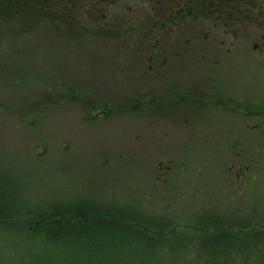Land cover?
<instances>
[{"label":"rangeland","instance_id":"rangeland-1","mask_svg":"<svg viewBox=\"0 0 264 264\" xmlns=\"http://www.w3.org/2000/svg\"><path fill=\"white\" fill-rule=\"evenodd\" d=\"M135 4L102 10L90 0L67 26L33 19L32 10L0 14V264H264L255 255L231 261L227 249L236 245L183 226L209 204L264 207V99L246 104L252 121L167 104L139 110L134 93L154 84L121 69L146 66L142 57L130 65L131 42L142 38L105 33ZM238 32L233 44L197 41L191 36L222 32L191 22L175 36L188 38L191 68L213 57L229 68L257 65L263 51L251 47L261 46L263 24L245 21ZM250 72L242 83L264 89V75ZM100 111L105 119L90 120ZM182 114L189 128L171 122ZM177 126L223 137L190 138L174 134Z\"/></svg>","mask_w":264,"mask_h":264},{"label":"flooded vegetation","instance_id":"flooded-vegetation-1","mask_svg":"<svg viewBox=\"0 0 264 264\" xmlns=\"http://www.w3.org/2000/svg\"><path fill=\"white\" fill-rule=\"evenodd\" d=\"M18 1L11 0L7 8L15 11L21 8L31 10L29 4L26 7V2L19 3ZM76 1L64 0L65 3H62V0H41L40 3L48 13L62 15L63 11H73V8L77 7ZM94 1L97 6H102V10L114 7L125 8L127 2L136 1L134 6L136 11L132 10L129 13L130 16L126 17L125 22L122 24L105 26V33L106 36L121 38L127 42L128 40H126L127 38L122 34V31L132 33L137 38H142L139 43L136 41L131 42V49L135 48L139 53L132 52L130 65L137 63L142 57L146 62V66L136 69V66L133 69H121V72L125 71L130 74L135 70L138 72L137 74L141 75V78L150 76L152 84H154L149 91L139 89L136 95V92L134 93L136 100L143 103L137 104L139 110H144V105L154 106L156 104L159 106L167 104L168 106H179L183 112H187L186 108H195L196 110L206 108L207 115H211L212 111L219 110L247 116L248 121L257 119L254 117L257 116L255 112L250 110V106H246V104H259L258 100L264 99V89L261 86L253 85L252 82L244 84L242 79L245 74L250 75V71L255 72V70L264 75V34L256 39L261 45L259 49L255 44L251 47L253 52L256 51L255 54L263 51V54L259 57L261 62L257 63L258 66L245 61L242 66L235 65L232 68L227 66V62L223 58H221L222 61H219L215 57L212 58V63L207 67L191 68L189 65L194 64L195 53H191L190 47H188L189 40L181 36L176 38L177 35L175 36V34L178 33L180 27H183L187 33L191 22L200 26L208 24L209 26L219 27L222 33L219 36L206 34L199 36L195 34L191 37L197 41H199L197 37L203 39V41L208 40L210 37H220L222 38L221 42L228 40L233 44L238 42L241 37L238 30L239 26L244 25L245 21H254L264 26V0ZM100 17L101 21H106L107 16L105 14H101ZM195 17H198V19H195ZM70 20L71 18L65 21L57 19V23L67 26L71 24ZM163 42H166V47ZM119 44L122 49L126 48L122 42ZM224 52L232 56L238 54H233L230 50ZM231 80L235 83L233 87L231 86ZM239 108H245L247 111L244 112ZM186 114L177 116L171 122L189 128ZM258 114L257 117L264 120V112ZM214 118L216 117L211 116L209 119L213 120ZM100 119H105L101 111L90 118V120ZM233 119L235 120V118ZM179 127L175 128L174 134L188 135L190 138H195L200 134L210 133L213 137L217 135L223 137V134L219 131L218 133H212L206 130L208 133H201L195 129L194 131L182 132ZM245 127L249 128V125L246 124ZM231 135L237 138V134L231 133Z\"/></svg>","mask_w":264,"mask_h":264},{"label":"trees","instance_id":"trees-1","mask_svg":"<svg viewBox=\"0 0 264 264\" xmlns=\"http://www.w3.org/2000/svg\"><path fill=\"white\" fill-rule=\"evenodd\" d=\"M11 0H0V14L6 13V18H10L11 12L15 14L18 10H12L7 8ZM41 0H19V3L26 2V7L29 4L30 9L34 12V18H49V19H62L68 20L76 17V10L84 9L82 5L87 6L86 9H90V0H77V7H74L73 11H63L62 15L50 14L40 3ZM61 1V0H57ZM75 1V0H73ZM83 1L87 3H82ZM64 0H62V3ZM61 3V4H62ZM65 3V2H64ZM54 7V5H52ZM29 8L19 9L24 13ZM68 12L70 14L68 15ZM89 13L87 12V15ZM0 20H2L0 16ZM72 26V25H70ZM7 29L4 30V33ZM210 211L206 212L201 210L196 218H190L188 223L183 225L193 231H196L200 237L210 238L222 236L227 239L225 241L228 246H234L228 248L227 251L233 261L235 258L241 260L247 256L255 255L256 257H264V207L259 208L258 205L246 201V204L240 209H236L231 206H224L223 208L217 204H209ZM195 210L200 208V205H194ZM212 208H216L212 211ZM192 213L194 210H191Z\"/></svg>","mask_w":264,"mask_h":264}]
</instances>
